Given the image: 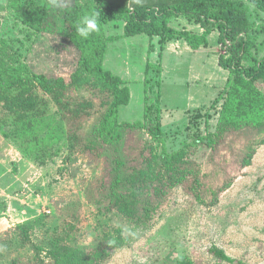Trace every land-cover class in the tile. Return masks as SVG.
<instances>
[{
  "label": "rangeland",
  "instance_id": "374dc122",
  "mask_svg": "<svg viewBox=\"0 0 264 264\" xmlns=\"http://www.w3.org/2000/svg\"><path fill=\"white\" fill-rule=\"evenodd\" d=\"M15 4L48 11L49 17L59 9L51 0H0V36L8 40V49L28 74L49 78L22 92L8 87L0 93V264H15L18 258L20 264H53L45 249L34 246L64 240L89 252L101 245L102 236L117 233L128 242L112 249L104 264H178L180 258L189 264H234L212 255V245L245 264H264V126L217 137L220 102L210 106L228 75L218 64L224 50L217 30L200 51H163L160 76L155 68L148 70L149 104L162 81V139L127 129L117 147L103 149L96 129L112 92L91 74L77 72L72 98L86 108L81 126L86 146L68 153L61 115L47 87L61 77L70 82L78 51L60 22L59 34L24 24ZM249 10L252 53L264 57V13L251 5ZM104 29L119 35L123 22L111 21ZM153 43L152 54L146 34L108 42L102 65L124 80L130 93L128 103L119 106L120 121L143 119L146 62L158 60L156 38ZM35 96L45 110L42 122L34 131L19 132L15 114L29 109L18 102ZM196 109L209 112L207 125L196 113L188 118ZM34 220L40 225L16 229ZM126 227L135 235L124 233Z\"/></svg>",
  "mask_w": 264,
  "mask_h": 264
},
{
  "label": "trees",
  "instance_id": "16d2710c",
  "mask_svg": "<svg viewBox=\"0 0 264 264\" xmlns=\"http://www.w3.org/2000/svg\"><path fill=\"white\" fill-rule=\"evenodd\" d=\"M145 2L143 0L139 3L136 0H71V3L59 7L56 17H49L48 11L40 13L33 8L22 9L15 4L16 11L24 24L59 34L57 21L60 22L63 25L62 28L66 30L69 42L78 51L76 70L70 75V82L61 77L51 85L47 84L48 94L61 115L63 138L68 153L76 152L81 147L84 149L86 146L81 135V126L87 115L86 108L83 107V103H78L72 98L77 72L91 74L101 86L112 92V100L107 112L96 129L103 149L106 146L117 147L127 129H143L153 137L162 139L165 137L161 107L162 81L160 77L157 81L154 104H149L147 102L149 88L146 86L148 70L155 68L160 76L161 59L167 41L183 39L191 49L196 50L208 46V36L213 30H217L218 44L224 50L218 55V64L228 71L224 87L210 106L213 108L220 102L217 111V137L220 138L247 127L264 126V57L258 58L252 53L255 42L250 35L253 23L250 20L249 10L251 5L259 13H264V0H181L173 4L159 1ZM92 12L99 14V31L85 39L77 33L76 25L83 15ZM179 15L198 23L202 32L196 33L186 28L172 27L171 19ZM114 20L123 22V32L119 35H107L104 26ZM137 34H146L150 38L158 36V60L155 64L146 62L143 119L132 122L120 121L119 106L128 103L130 93L124 80L103 67V58L109 41ZM8 48V40L0 36V93L8 87H16L17 92H22L35 80L39 83H47L49 78L45 74H28L25 64L20 62ZM151 49L152 44L149 42L148 53ZM247 59L249 63L245 62ZM23 101H19L18 104L29 110L15 114L17 131H34L45 114V110L40 105L42 99L40 98L38 103L35 96L32 99L26 97ZM149 110L154 112L151 113ZM192 113L203 117L204 123L208 124L209 112L202 113L200 109H196L188 112V118H191ZM145 119L148 122H145ZM202 137L200 136L201 139ZM36 223L40 225L37 220H34L20 227L17 226L16 229H21L20 231L32 229ZM27 238L30 241L29 235ZM101 240V245L95 249L92 248L89 252L83 248L72 247L64 240L51 239L46 246L35 245L34 248L36 251L45 249L53 264H104L110 257L112 249L123 247L128 242V238L121 233L104 235ZM112 240L116 243L109 244L108 242ZM209 251L219 260L245 264L227 255L217 246L212 245ZM189 263L190 261L186 258L178 260V264ZM15 264H20L19 258L15 260Z\"/></svg>",
  "mask_w": 264,
  "mask_h": 264
},
{
  "label": "crops",
  "instance_id": "0c3cea01",
  "mask_svg": "<svg viewBox=\"0 0 264 264\" xmlns=\"http://www.w3.org/2000/svg\"><path fill=\"white\" fill-rule=\"evenodd\" d=\"M170 25L172 27H175V28H186V29L192 30L193 32H196V33L202 32V28L200 27V25L198 23H195L192 20H189L186 17L181 16V15L172 18L170 21ZM190 26H193V27L195 26V27L193 28ZM213 31H215V30H213ZM155 38L157 39V44H158V39H159L158 36H153L152 38L149 37V42L152 44V49H151L150 53H152V54H153V51L156 47L155 44L153 43V39H155ZM182 41H183V39H172V40L167 41L164 45L163 51L165 52L167 49L170 48L173 51L185 50V51H192V53H193V52L200 51L201 49L205 48V47H200L196 50H193L188 46V44H184V42H182ZM187 111H186V113H187ZM162 115H163V112H162Z\"/></svg>",
  "mask_w": 264,
  "mask_h": 264
},
{
  "label": "clouds",
  "instance_id": "9594fccd",
  "mask_svg": "<svg viewBox=\"0 0 264 264\" xmlns=\"http://www.w3.org/2000/svg\"><path fill=\"white\" fill-rule=\"evenodd\" d=\"M136 2L139 3L140 0H136ZM51 3L53 7H57V8L61 7V5L58 3V0H51ZM98 19H99L98 12H92L90 14L83 15L76 25V31L79 34V36L87 39L90 34L99 31ZM122 231L130 235H135L132 229L128 227L123 228ZM108 243L115 244L116 241L112 240L109 241Z\"/></svg>",
  "mask_w": 264,
  "mask_h": 264
}]
</instances>
